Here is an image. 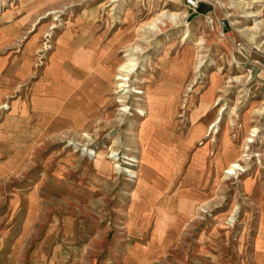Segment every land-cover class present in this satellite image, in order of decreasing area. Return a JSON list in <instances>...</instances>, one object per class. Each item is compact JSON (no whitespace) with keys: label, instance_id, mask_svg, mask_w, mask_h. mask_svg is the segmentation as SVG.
Segmentation results:
<instances>
[{"label":"rangeland","instance_id":"rangeland-1","mask_svg":"<svg viewBox=\"0 0 264 264\" xmlns=\"http://www.w3.org/2000/svg\"><path fill=\"white\" fill-rule=\"evenodd\" d=\"M0 68V264H264V0H0Z\"/></svg>","mask_w":264,"mask_h":264},{"label":"bare ground","instance_id":"bare-ground-1","mask_svg":"<svg viewBox=\"0 0 264 264\" xmlns=\"http://www.w3.org/2000/svg\"><path fill=\"white\" fill-rule=\"evenodd\" d=\"M117 43L114 44L113 46V51H115L119 46V41H116ZM120 60H118L115 57H109L107 56V59L103 62V64H99L95 67L94 70H96L97 73H99V75L101 76L103 82L106 84V88H108V86H110L113 83V79L121 80V81H128L129 77V67L128 65H126L125 63L123 64H119ZM114 71H117L116 74L114 73ZM86 73L85 69H82V74ZM124 72V73H123ZM72 73V72H71ZM124 74H126L127 76H125ZM80 75L77 73H72L71 74V80H70V84H69V89H70V94H69V101L72 105L77 106V104L80 102V94L82 93V83L79 84L80 81ZM124 83H119L117 84V86H123ZM125 86V85H124ZM136 94H140V93H145L144 97L146 98V108L150 109L149 111V115L152 113V109H153V104L151 101V97L149 95L148 92H146L145 90H136L134 91ZM119 101V100H118ZM119 110H124V108H120ZM86 114L84 115V117H81V119H79V124L82 125L84 122H86V120L88 119L87 117L91 116L90 112H91V107L88 106V108L85 110ZM79 116V115H78ZM149 118V117H148ZM148 122V120H145V124ZM144 123V121H142V124ZM143 126V125H141ZM232 149V153L234 152V148L231 147ZM101 151V150H100ZM238 162H234V161H230L226 170L224 171L225 173H228L231 170H236L237 166H238Z\"/></svg>","mask_w":264,"mask_h":264},{"label":"crops","instance_id":"crops-1","mask_svg":"<svg viewBox=\"0 0 264 264\" xmlns=\"http://www.w3.org/2000/svg\"><path fill=\"white\" fill-rule=\"evenodd\" d=\"M0 70H1V68H0ZM46 78H47V75L44 73L43 80L41 82H39L38 84H36L33 88L35 96L37 98H39V100H41L39 104H40V107L43 111H41L42 116L40 115L41 117L39 118V120L43 124V125L41 124L42 126L47 125L45 127V131H46V129H49V130H52L53 128L58 129L59 128L58 124L60 123L58 120L61 118L60 116L57 117V115L56 116L52 115L53 112L51 111V106H50L52 104V102L56 103V101H57L56 94L57 93L55 92V93H52L50 95H47V94H43L44 92H41V91L38 92L35 90L36 86L43 83L46 80ZM10 88H11V83H9L8 81L3 80L0 82V102L2 101V98L7 93V91L10 90ZM43 98H44V100H43ZM66 109L68 110L67 112H68L69 117H70L69 106H66ZM9 161H6V162L0 164V173H4L5 172L4 170H8V169H11V167H13V164L15 163L14 157H13V159H11V163ZM154 231H155V229H154ZM156 235H153V237L151 239H153V240L156 239L155 238Z\"/></svg>","mask_w":264,"mask_h":264},{"label":"trees","instance_id":"trees-1","mask_svg":"<svg viewBox=\"0 0 264 264\" xmlns=\"http://www.w3.org/2000/svg\"><path fill=\"white\" fill-rule=\"evenodd\" d=\"M202 5H203V3H201V4H199V5L197 6V7L200 9V11H201V9L203 8Z\"/></svg>","mask_w":264,"mask_h":264}]
</instances>
